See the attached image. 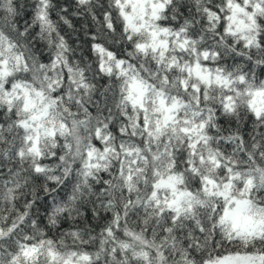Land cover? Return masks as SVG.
Masks as SVG:
<instances>
[{"label":"snow or ice","instance_id":"1","mask_svg":"<svg viewBox=\"0 0 264 264\" xmlns=\"http://www.w3.org/2000/svg\"><path fill=\"white\" fill-rule=\"evenodd\" d=\"M0 264H264V0H0Z\"/></svg>","mask_w":264,"mask_h":264},{"label":"trees","instance_id":"2","mask_svg":"<svg viewBox=\"0 0 264 264\" xmlns=\"http://www.w3.org/2000/svg\"><path fill=\"white\" fill-rule=\"evenodd\" d=\"M54 18H55V17H54ZM75 23H76V25L79 27V26H81V25L84 23V21H83L82 18H79V19H76V20H75ZM64 28H65V31H67L68 34L71 35L70 30H68L66 26H64Z\"/></svg>","mask_w":264,"mask_h":264}]
</instances>
